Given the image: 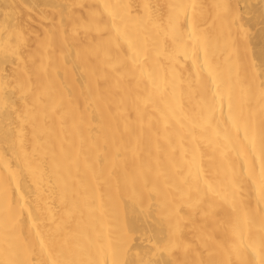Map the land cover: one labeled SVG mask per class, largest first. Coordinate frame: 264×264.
I'll return each mask as SVG.
<instances>
[{
	"label": "bare ground",
	"instance_id": "bare-ground-1",
	"mask_svg": "<svg viewBox=\"0 0 264 264\" xmlns=\"http://www.w3.org/2000/svg\"><path fill=\"white\" fill-rule=\"evenodd\" d=\"M0 264H264V0H0Z\"/></svg>",
	"mask_w": 264,
	"mask_h": 264
}]
</instances>
